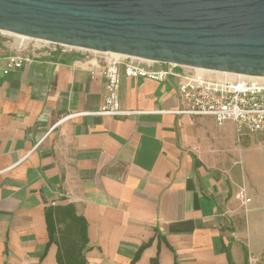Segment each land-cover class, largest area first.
<instances>
[{
	"label": "crops",
	"instance_id": "crops-1",
	"mask_svg": "<svg viewBox=\"0 0 264 264\" xmlns=\"http://www.w3.org/2000/svg\"><path fill=\"white\" fill-rule=\"evenodd\" d=\"M29 57L28 52H23ZM0 53V264H60L47 211L88 223L87 264H264V136H214L180 114V80L122 75L121 108L75 55L5 74ZM219 126V125H218Z\"/></svg>",
	"mask_w": 264,
	"mask_h": 264
},
{
	"label": "water",
	"instance_id": "water-1",
	"mask_svg": "<svg viewBox=\"0 0 264 264\" xmlns=\"http://www.w3.org/2000/svg\"><path fill=\"white\" fill-rule=\"evenodd\" d=\"M0 32L264 78V0H0Z\"/></svg>",
	"mask_w": 264,
	"mask_h": 264
},
{
	"label": "built area",
	"instance_id": "built-area-1",
	"mask_svg": "<svg viewBox=\"0 0 264 264\" xmlns=\"http://www.w3.org/2000/svg\"><path fill=\"white\" fill-rule=\"evenodd\" d=\"M30 41L22 53H10L5 58L4 73L18 70L34 57H55L75 55L92 64L99 71L107 85V92L98 114L113 117L132 116L120 105L122 75L128 78L149 79L166 82L170 78L180 80L179 93L183 102L180 114L211 116L219 126L232 121L237 133L264 136V78L253 80L249 76L234 75L232 79L209 78L202 69L186 67L175 63L143 60L115 53H99L72 46L36 39Z\"/></svg>",
	"mask_w": 264,
	"mask_h": 264
},
{
	"label": "trees",
	"instance_id": "trees-1",
	"mask_svg": "<svg viewBox=\"0 0 264 264\" xmlns=\"http://www.w3.org/2000/svg\"><path fill=\"white\" fill-rule=\"evenodd\" d=\"M51 241L58 242L60 264H87L88 223L73 206L52 207L47 211Z\"/></svg>",
	"mask_w": 264,
	"mask_h": 264
},
{
	"label": "rangeland",
	"instance_id": "rangeland-1",
	"mask_svg": "<svg viewBox=\"0 0 264 264\" xmlns=\"http://www.w3.org/2000/svg\"><path fill=\"white\" fill-rule=\"evenodd\" d=\"M30 43L28 39H25L23 37H19L14 34L0 32V53L3 51L6 54L10 53H22L24 51V48L27 47V45ZM205 74L209 78L213 79H232L234 77L230 76L226 73H219V72H205ZM254 80V79H253ZM212 129L214 136L222 135V133L225 135V137L231 136V130L229 125H222L218 126L215 125ZM238 142L242 143L244 140V135L240 136L237 133ZM246 135V134H245ZM249 136H246V138H250L253 134H248ZM258 135V134H257Z\"/></svg>",
	"mask_w": 264,
	"mask_h": 264
},
{
	"label": "bare ground",
	"instance_id": "bare-ground-1",
	"mask_svg": "<svg viewBox=\"0 0 264 264\" xmlns=\"http://www.w3.org/2000/svg\"><path fill=\"white\" fill-rule=\"evenodd\" d=\"M23 38H25V37H23ZM204 72H214V71H204ZM229 75L232 76V77L234 76L233 74H229ZM251 78H253L254 80H261L260 78H256V77H251Z\"/></svg>",
	"mask_w": 264,
	"mask_h": 264
}]
</instances>
